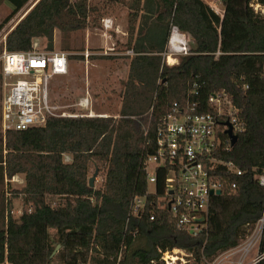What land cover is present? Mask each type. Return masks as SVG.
<instances>
[{"label":"trees","instance_id":"16d2710c","mask_svg":"<svg viewBox=\"0 0 264 264\" xmlns=\"http://www.w3.org/2000/svg\"><path fill=\"white\" fill-rule=\"evenodd\" d=\"M6 1L14 14L30 0ZM103 1L125 5L129 27L143 18L139 37L128 42L135 55L122 106L116 117L51 118L45 127L6 134L0 177L22 174L26 184L13 191L23 205L18 217L2 196L0 264H164L161 253L174 249L188 252L191 264H212L250 235L263 211L256 176L264 171V18L250 3L264 0H223V17L204 0ZM98 12L93 0H40L7 36L5 49L28 51L34 39H45L53 51L56 30L85 29L89 14ZM173 28L190 43L189 54L170 66L162 54ZM141 41L150 42L149 49ZM215 93L231 99L244 130L227 150L228 118L221 117V146L212 158L232 162L242 176L219 165L211 171L222 194L212 197L207 226L197 236L179 229L167 209L152 206V196L145 214L127 222L132 199L148 191L144 161L155 151L161 118L188 99L199 113L215 114L208 105ZM64 155L72 161L65 163ZM96 170L103 180L91 188L88 178ZM164 178L159 172L157 197Z\"/></svg>","mask_w":264,"mask_h":264},{"label":"built area","instance_id":"2783aa9c","mask_svg":"<svg viewBox=\"0 0 264 264\" xmlns=\"http://www.w3.org/2000/svg\"><path fill=\"white\" fill-rule=\"evenodd\" d=\"M250 7L264 18V5L252 1ZM109 22L105 21L106 29L109 28ZM175 35L177 39L172 44ZM168 43L169 53L163 54L164 61L175 55L189 54V42L182 39L176 28L172 29ZM90 56L89 52L85 53L87 59ZM69 58L70 54L65 51L47 50L45 46L40 45L38 39L33 40L32 48L28 51L9 52L4 49L0 57L1 132L4 139L9 131L45 127L51 118L105 117L93 112L89 93L77 105L89 111L84 115L72 114L51 101L50 82L54 77L68 73ZM193 93L198 94L195 90ZM208 105L215 110V114L199 113L197 104L188 99L185 107L174 103L172 111L161 118L156 130L155 151L144 161L148 191L145 196H136L132 199L127 222L131 218H140L145 214L148 198L152 196L150 204L160 210L167 209L171 212L179 229L197 236L206 228L211 199L218 196L216 195L218 190L222 193L221 185L212 180L211 171L219 165L228 173L237 176L243 174L232 162L212 158L221 146L218 135L220 118H228L226 122L231 124L234 135L238 136L244 130L243 122L236 115L237 109L228 96L223 93L211 94ZM224 128L227 129L225 124ZM228 141L227 150L232 147L229 137ZM159 172H165V188L163 194L157 197ZM256 179L264 188V171L257 175ZM232 189H236V184H232ZM155 217V214H151L150 220L154 221ZM201 217L206 218V223L196 221ZM178 252L176 249L162 252L160 261L164 264H177ZM232 256H237V259L231 264L264 262V205L262 215L250 235L238 247L224 253L212 264H221ZM151 264L157 262L152 261Z\"/></svg>","mask_w":264,"mask_h":264},{"label":"rangeland","instance_id":"374dc122","mask_svg":"<svg viewBox=\"0 0 264 264\" xmlns=\"http://www.w3.org/2000/svg\"><path fill=\"white\" fill-rule=\"evenodd\" d=\"M39 1L40 0H30L21 10L13 14V7L10 5V3H8L6 0H0V57L5 49L7 36ZM204 1L218 15L222 16L224 14L223 0ZM93 4H96L99 8V11L103 13L102 17L99 15V13H90L89 17L87 18L88 26L85 29H79L72 32H61L59 30L55 31L57 45H54V49H56V51L63 50L69 53L70 58L68 73L64 76L54 77L50 82V99L54 104L63 107L64 109H66V111L72 114L84 115L89 111L85 110L84 108H80L77 105H79L80 101L83 100L89 93L92 100L91 109L95 114L105 115V118L116 117L122 106V93L124 89V83L128 77L129 63L131 61V58L129 61V58L127 56L118 57L114 55V53L122 48L119 47L120 42L117 41V48H115L114 51L102 48L101 54H99L98 56L91 55L88 58L90 61L89 63L87 62L88 59L85 57L86 51L82 46L88 30H90L91 34L95 36L94 40H96L99 35L103 39L109 37L116 40V36L119 33L118 31H116L118 24H115V27L113 28L112 24L109 22V28L106 29L104 24L108 19L104 18L109 17L115 20L118 17V5H122V3H105L102 0H93ZM105 5H108V7H106ZM123 6L126 7L125 5ZM119 10H121V8ZM122 10L125 9L122 8ZM127 29L129 31V34L127 42L125 44L128 46L130 38H136L133 33L134 27H129V25L127 24ZM40 40H42V42L40 41V45L43 47L46 46V40ZM125 44H123V46ZM166 50V52L169 53V44ZM126 53L132 55L133 57L132 52L126 51ZM181 56L182 55H175L174 57H170L168 58V61H165V63L168 62L169 64H167L170 66L177 65L179 63L178 58H180ZM78 57H80L81 59ZM82 59H84L85 62ZM119 59L122 60L117 64L116 62ZM175 59H178V62H174ZM1 100L2 91L0 79V109ZM4 141V135L1 132L0 117V152L3 151V144L5 143ZM3 153L4 155H6L7 152L4 150ZM63 159L65 163H70L72 161V157L70 155H64ZM152 170L153 168L150 169V172H152ZM94 173L95 171H93L89 175V180L93 177ZM102 180L103 175H100V173L98 172V175L94 180V187H100ZM25 184V175L22 174L14 176L11 180L7 179V177L2 180L0 177V205L3 202L2 196L5 195V197L12 203L14 211L13 215L15 217H18L21 214L23 205L21 199L14 198L13 191H20L25 186ZM150 188L152 189V187ZM177 251H179L177 253V256L179 257L177 264H191L192 261L189 258L190 256L188 252L184 250ZM236 259L237 256L228 257L221 264H231V262L235 261Z\"/></svg>","mask_w":264,"mask_h":264},{"label":"crops","instance_id":"0c3cea01","mask_svg":"<svg viewBox=\"0 0 264 264\" xmlns=\"http://www.w3.org/2000/svg\"><path fill=\"white\" fill-rule=\"evenodd\" d=\"M105 3H107V2H105ZM105 6L108 7V5H105ZM120 8H121V10H119ZM122 8H124L125 10H122ZM98 13H99V15L101 17L103 16V13L101 11H99ZM129 14H130V10L127 9L126 7H124L123 4L122 5H118V17L116 16L117 18L115 20H113V19H111L109 17L104 18V19H108L110 21V23L112 24V27L113 28L115 27V24L116 25L118 24V27H117V30L116 31H118L119 33L116 36V40L111 39L109 37H106V39H103L100 35L98 36V38L96 40H94L95 39L94 38L95 36H93L91 34L90 30H88V33H86V35H85V40L83 41V46L82 47L84 48V50L86 52H89L92 56H98L99 54L102 53V48L103 49H109L110 51H114L115 48H117L116 46H117L118 42H120L119 43V47H122V48L119 51H117L116 53H114V55L115 56H118V57H120V56H127L129 58V61H130V58H132V55L127 54L126 51L132 52L133 53V56L135 55V52H134L133 47H130L129 45L127 46L125 44L127 42L128 34H129V31L127 29V24L129 25ZM141 16L142 15L140 14L139 18H137L135 20L136 22L133 24V27H134L133 33H134L136 39H137V37H139L138 36V30H139L140 26L142 25L141 22H142L143 18ZM179 34H180V36L182 37V39L184 41H187V42L190 43V38H189L188 35L182 34L180 32H179ZM136 39H133V42H135ZM38 40L42 42V40H40V39H38ZM56 43H57V38H56V32H55V34H54V45L55 46L57 45ZM122 43L125 44V45L123 46ZM142 43L143 42L141 41V47H144V48L147 47V49H149V46H151L150 45L151 43L148 42V41H146L143 44ZM168 44L169 43H167V46H168ZM139 45H140V42H139ZM167 46H166V48H167ZM111 47L114 48V49H112ZM54 50H56V49H54ZM166 51L167 50L165 49L164 53ZM163 54H162V57H163ZM178 59H175L174 62L175 61L178 62ZM82 60H84V59H82ZM121 60L122 59L117 60L116 63L118 64V62L119 61L121 62ZM84 62H85V60H84ZM87 62L90 63L89 59L87 60ZM0 117H1V109H0ZM204 223H206V222H204ZM206 225H207V223H206ZM176 250H179V249H176Z\"/></svg>","mask_w":264,"mask_h":264},{"label":"water","instance_id":"95a60500","mask_svg":"<svg viewBox=\"0 0 264 264\" xmlns=\"http://www.w3.org/2000/svg\"><path fill=\"white\" fill-rule=\"evenodd\" d=\"M222 17H223V15H222ZM225 125L227 126V129L225 130V133L229 137L230 144L233 147L237 143L238 136L233 134L232 126H231V124L229 122H226ZM97 175H98V170L95 171L93 177L89 180V185H90L91 188L94 187V180H95ZM221 194H222L221 190H218L216 192V195H221ZM196 221L199 222V223H204V222H206V218L205 217H201V218L196 219ZM190 233L192 234V232H190ZM59 249H60V247L58 246L57 249L54 251L53 255H55L59 251Z\"/></svg>","mask_w":264,"mask_h":264},{"label":"bare ground","instance_id":"6f19581e","mask_svg":"<svg viewBox=\"0 0 264 264\" xmlns=\"http://www.w3.org/2000/svg\"><path fill=\"white\" fill-rule=\"evenodd\" d=\"M175 39H177L176 35L174 36V39L172 40V44L175 43ZM173 260H176V258H173Z\"/></svg>","mask_w":264,"mask_h":264}]
</instances>
